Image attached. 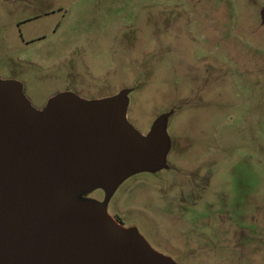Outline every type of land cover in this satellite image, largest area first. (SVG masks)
<instances>
[{
	"label": "rangeland",
	"instance_id": "374dc122",
	"mask_svg": "<svg viewBox=\"0 0 264 264\" xmlns=\"http://www.w3.org/2000/svg\"><path fill=\"white\" fill-rule=\"evenodd\" d=\"M0 80L37 111L128 90L143 135L167 115L165 169L78 199L173 264H264V0H0Z\"/></svg>",
	"mask_w": 264,
	"mask_h": 264
},
{
	"label": "water",
	"instance_id": "95a60500",
	"mask_svg": "<svg viewBox=\"0 0 264 264\" xmlns=\"http://www.w3.org/2000/svg\"><path fill=\"white\" fill-rule=\"evenodd\" d=\"M128 93H59L37 111L19 83L0 80V264H173L104 204L78 199L166 168L167 115L139 133Z\"/></svg>",
	"mask_w": 264,
	"mask_h": 264
},
{
	"label": "flooded vegetation",
	"instance_id": "af4514ba",
	"mask_svg": "<svg viewBox=\"0 0 264 264\" xmlns=\"http://www.w3.org/2000/svg\"><path fill=\"white\" fill-rule=\"evenodd\" d=\"M56 12H58V13H60V19L61 20H63L64 18H65V16L66 15H68L65 11H63V8H61V7H59V8H55V9H52V11H51V13L52 14H55ZM16 24H17V26H18V24H20V22L18 21V22H16ZM61 25H62V21H57L56 22V29H59L60 27H61ZM22 30L21 29H19V35H20V37H21V40H23V41H27L26 39H24V37H23V35H22ZM43 38V36L42 37H40V38H38V40L40 41L41 39ZM75 95V94H74ZM116 221V220H115ZM117 223H119L118 221H116ZM120 224V223H119ZM120 225H122V224H120ZM123 226V225H122Z\"/></svg>",
	"mask_w": 264,
	"mask_h": 264
}]
</instances>
